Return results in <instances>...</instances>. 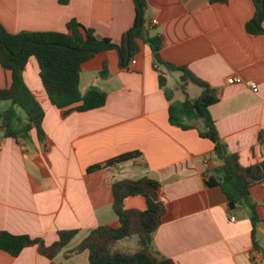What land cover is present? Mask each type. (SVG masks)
<instances>
[{
  "label": "crops",
  "instance_id": "obj_1",
  "mask_svg": "<svg viewBox=\"0 0 264 264\" xmlns=\"http://www.w3.org/2000/svg\"><path fill=\"white\" fill-rule=\"evenodd\" d=\"M145 1L144 22L149 27L156 21L149 31L162 38L161 59L187 68L215 90L218 102L208 112L227 150L237 154L242 167L263 162L264 142L258 136H264V35L245 30L255 12L252 0ZM134 18L132 0H69L65 5L58 0H0V24L13 35L68 33L67 23L75 20L97 38L118 44ZM138 47L126 68L120 67L115 50L97 53L81 65L80 93L96 88L106 94L103 107L86 112L64 114L52 106L36 61L27 62L22 76L44 111L45 140L40 143L32 130L30 141L21 144L0 128V232L40 238L45 245L55 242L59 231L76 230L77 235L52 260L32 247L17 257L0 251V264H89L87 252L65 254L91 230L118 226L111 190L115 180L143 177L160 184L165 206L152 235V248L160 256L174 264H264L252 251L248 211L236 209L242 214L238 217L219 186L205 185L218 165L213 144L196 129L183 131L169 124L170 103L184 100L180 83L167 86L166 74L165 89L172 92L168 101L149 47L140 40ZM233 77L241 83L227 84ZM249 83L257 85V93ZM9 84L10 73L0 66V89ZM200 93L191 83L185 87L190 99ZM8 106L0 102V111ZM195 124L201 128V122ZM132 152L140 156L87 173L93 165ZM250 197L264 236V186L252 187ZM124 207L142 211L145 201L129 197ZM136 244L137 239L133 250Z\"/></svg>",
  "mask_w": 264,
  "mask_h": 264
},
{
  "label": "trees",
  "instance_id": "obj_2",
  "mask_svg": "<svg viewBox=\"0 0 264 264\" xmlns=\"http://www.w3.org/2000/svg\"><path fill=\"white\" fill-rule=\"evenodd\" d=\"M69 0H58L62 5ZM135 7V18L132 27L126 31L120 43H113L107 38H97L92 29L85 28L71 20L66 25L68 33L57 32H21L9 34L0 24V66L10 73V84L0 89V102H8L9 106L0 111V128L4 136L18 143H28L30 132L34 130L40 143L45 140L42 129L44 111L23 80V71L27 62L34 59L38 66V76L44 92L52 106L70 112H86L104 106L106 94L91 88L85 94L79 91L81 65L95 54L115 50L119 56L121 68L139 51L138 41L146 44L153 58L154 67L158 72L159 87L164 90L168 101L172 92L165 89L166 74L180 73V90L184 93L182 102H171L168 107V121L183 131L196 129L200 137L213 144V153L218 165L213 168V175L206 181L207 187L219 186L228 203L233 202L238 210H247L251 226L252 251L261 255L264 262V236L258 228L255 203L250 197V189L264 186V161L250 167H242L238 156L227 150L226 144L220 139L208 108L218 102V96L207 83L192 74L185 67H176L160 57L162 38L150 33L144 22L146 9L145 0H132ZM228 0H209L213 3H227ZM255 8L253 18L246 23L245 30L251 35H264L261 27L264 18V0H252ZM161 67L162 70H158ZM105 68L100 75H105ZM191 83L201 89L200 95L190 99L185 94V87ZM195 122H201V128ZM258 141L264 142L259 134ZM140 156L138 152L120 155L104 163L93 165L87 173L105 170L116 164L133 160ZM217 177L222 178L219 182ZM113 210L118 218L116 228L99 226L71 251L69 257L82 252L88 253L89 264H174L170 259L160 256L152 248V235L158 229L165 206L160 199V184L148 177L137 180H115L111 185ZM141 196L145 201V209H126L125 200L129 197ZM77 235L76 230L57 232L58 239L45 245L40 238L25 235H11L0 232V251L17 257L25 248L35 247L40 256L52 260L62 252ZM135 237L136 248L133 251L122 250L119 243ZM262 237L263 240H259Z\"/></svg>",
  "mask_w": 264,
  "mask_h": 264
},
{
  "label": "rangeland",
  "instance_id": "obj_3",
  "mask_svg": "<svg viewBox=\"0 0 264 264\" xmlns=\"http://www.w3.org/2000/svg\"><path fill=\"white\" fill-rule=\"evenodd\" d=\"M152 31V30H151ZM169 74V77H168V83H167V86L171 87V86H175V84L177 83H180V80H179V73H168ZM197 89V88H196ZM251 191V189H250ZM124 241H127V247L124 245ZM123 242H120L121 243V248H124V249H127V250H133L134 248V243L136 241V238L132 237V238H126ZM132 247H130L131 245ZM136 248V247H135ZM135 250V249H134Z\"/></svg>",
  "mask_w": 264,
  "mask_h": 264
},
{
  "label": "built area",
  "instance_id": "obj_4",
  "mask_svg": "<svg viewBox=\"0 0 264 264\" xmlns=\"http://www.w3.org/2000/svg\"><path fill=\"white\" fill-rule=\"evenodd\" d=\"M156 24V21L155 20H153V21H151V23L149 24V27H151V26H153V25H155ZM148 27V28H149ZM127 67H128V65H127ZM241 83V80L239 79V78H229V79H227V84H230V85H233V84H240ZM249 88H250V90H251V92L252 93H257L258 92V88H257V85L255 84V83H249ZM236 219H235V217L233 216V215H230V217H229V221L230 222H234Z\"/></svg>",
  "mask_w": 264,
  "mask_h": 264
},
{
  "label": "water",
  "instance_id": "obj_5",
  "mask_svg": "<svg viewBox=\"0 0 264 264\" xmlns=\"http://www.w3.org/2000/svg\"><path fill=\"white\" fill-rule=\"evenodd\" d=\"M217 180H218L219 182H221V181H222V178L217 177ZM228 207H229L230 211H232L233 213H236V208H235V205H234L233 202L228 203ZM236 215H237L238 217H242V214H241V213H236Z\"/></svg>",
  "mask_w": 264,
  "mask_h": 264
}]
</instances>
